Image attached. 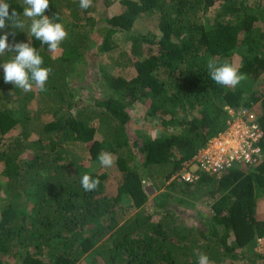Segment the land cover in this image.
Masks as SVG:
<instances>
[{"label": "trees", "instance_id": "trees-1", "mask_svg": "<svg viewBox=\"0 0 264 264\" xmlns=\"http://www.w3.org/2000/svg\"><path fill=\"white\" fill-rule=\"evenodd\" d=\"M4 2L26 19L23 0ZM49 4L45 15L68 32L59 58L49 57L48 46L27 28L0 30L9 43L36 48L43 67L51 69L46 86L54 102L64 97L59 108L41 97L42 106L29 117L28 97L0 73V257L20 264H78L97 245L99 261L92 264H198L201 253L211 264H234L245 260L237 257L241 251L264 264V253L254 252L256 240L264 239V221L255 218L256 198L264 196V0L253 1L254 11L243 0H120V12L111 16L94 14L96 0L87 10L79 0ZM217 4L215 15L206 16ZM143 15L155 16L158 34L131 31ZM117 33L129 37L127 50L111 40ZM15 54L0 56V63ZM234 54L247 80L235 88L217 85L208 75L209 60L231 63ZM98 59L133 75H103L102 95L79 106L71 101L69 79L77 65L89 61L92 67ZM133 104L158 118L159 135L130 132ZM224 108H253L262 133L259 163L216 179L202 175L179 188L173 177L227 128L231 117ZM43 113L50 119L40 121ZM15 129L18 134L8 137ZM77 143L92 162L102 152L112 154L119 174L114 193L106 191L103 174L79 171L66 159V148ZM85 174L99 179L96 190L83 189ZM195 186L209 199L204 215L183 196ZM124 208L133 210L126 219Z\"/></svg>", "mask_w": 264, "mask_h": 264}, {"label": "rangeland", "instance_id": "rangeland-1", "mask_svg": "<svg viewBox=\"0 0 264 264\" xmlns=\"http://www.w3.org/2000/svg\"><path fill=\"white\" fill-rule=\"evenodd\" d=\"M254 0H243L244 6L248 9H252V4ZM120 0H96V5H94L93 12L95 15L100 16H111L118 14L121 10V6L119 4ZM218 9V4L215 5L213 8H211L208 13H206V16L212 17L215 15L216 11ZM254 11V8H253ZM252 11V12H253ZM63 18H65V11L62 12ZM26 18V17H24ZM26 21L27 26H26ZM25 27L29 31L30 28V19L26 18L24 20ZM69 23V22H68ZM67 20L65 19L64 24H67ZM27 31V32H28ZM131 31L134 34L142 35L145 37H152L158 34V31L156 30V19L154 15H143L140 18H138L131 29ZM111 40L113 43L120 49V50H127L129 45V37L125 33H117L116 35H113L111 37ZM25 43V41H24ZM49 57L51 58H59L61 55V51H58L56 53L49 52ZM238 57L239 54H234L233 58L231 59V64H233L235 67H238ZM89 61L87 64H80L77 65L74 68L73 76L71 79H69V86L72 90V93H74V98L71 100L72 102L79 101V106L86 105L89 101V99L93 97H99L102 95L104 90H101L102 85L101 81L104 78L103 75H116L120 71L116 70L115 67L111 66L108 62H106L104 59L95 60V63H93L92 67H88ZM0 73L4 75L3 68L0 67ZM123 76L131 77L133 75V71H122L120 72ZM231 88V87H230ZM255 88V85L254 87ZM46 91H40L36 88H33L31 92L25 93L23 90H19L21 93H24L28 99L29 102L25 108V110H28L29 117H32L35 112L36 108L38 106H42L41 104L38 105V101L41 97L45 98L46 102H49V99H51V103L54 107H58L59 105H62V102L64 101V97H59L61 99L60 102H54L52 93H50V89L46 86ZM252 89V88H251ZM77 100V101H76ZM49 104V103H48ZM62 107V106H61ZM129 115L132 118L130 132L133 134L135 131L143 132L147 135H150L152 138L159 135V129H156V125L159 123V120L157 117L151 119L146 117L144 108L139 104H133L129 109ZM50 119V115L43 113L40 115L39 120L42 122H45ZM19 132V129L13 130L11 133H9L8 137L17 135ZM33 138V136H31ZM27 157V155H25ZM23 156V157H25ZM65 156L66 159L69 160V162L72 164V167H77L79 171L88 172L92 174H103L106 179L104 181V186L106 188V191L108 193H114L116 184L119 178V174L116 172L115 165L111 168H105L100 165L99 162H92V160L89 158V155L87 154L86 148L84 144L77 143L75 145H71L66 148L65 150ZM242 170H245L242 168ZM3 165L0 163V195H2V185H3ZM151 180L145 181V188L151 187L150 184ZM167 183V182H166ZM166 183L162 186L160 191L166 190ZM180 186V183L177 181ZM152 188V187H151ZM185 187H182L184 189ZM192 188V190H190ZM187 188L186 191H189L190 193H193L192 195H188L187 192L183 195L187 200L195 203V207L197 206L200 210L199 213L205 214L207 211H209L210 203L209 199L206 197L205 189H202L199 186ZM180 189V190H182ZM208 195V194H207ZM257 203V209L255 213V218L257 220H263L264 221V196L261 194L257 196L256 201ZM121 215H123V219H126L129 217L132 213V209H126L124 208L122 211L120 210ZM188 224H190V221H187ZM229 242H231L229 240ZM98 252H100V246L95 247L90 253H87L78 264H92L94 260L99 261L97 257ZM238 252V250H237ZM254 252L257 255H261L264 253V240L261 239L258 242V246L254 249ZM241 255L237 257H245V260L242 258L235 259L233 262L234 264H247V262L250 260L252 261L251 264H262V261L257 258L255 260L251 259V253L248 251H241ZM229 261V259H225V262ZM20 261L18 259H5L0 257V264H20Z\"/></svg>", "mask_w": 264, "mask_h": 264}, {"label": "clouds", "instance_id": "clouds-1", "mask_svg": "<svg viewBox=\"0 0 264 264\" xmlns=\"http://www.w3.org/2000/svg\"><path fill=\"white\" fill-rule=\"evenodd\" d=\"M92 2L93 0H79V6L81 9L87 10L92 6ZM23 3L25 5L23 16L31 21L29 28L31 35L40 41L41 44L47 45L50 52L56 53L60 51L61 44L68 37V32L63 24L54 23L53 19H49L45 15L50 6L49 0H23ZM6 21L9 24H6ZM9 26L22 31L25 27V22L15 10L12 9L10 11L9 4L4 2V0H0V30H4ZM12 35L14 36L15 33H12ZM6 53L16 54L10 56L11 58L6 62L0 63V67L4 71L3 79L5 83H10L15 89H21L25 93L31 92L33 88L42 92L47 90L46 84L51 69L43 67V57L36 48L31 46L30 42L9 43V35L6 33L0 36V56H5ZM207 68L210 79L220 86L235 88L247 80V75L241 73L237 67L228 61L217 64L215 60L210 59ZM98 160L100 165L105 168H111L115 164L114 158L109 152L99 154ZM177 175L173 177V180L175 179L179 182ZM179 183L181 184V182ZM99 184V179L87 174L83 175L81 179V185L86 192L96 190ZM261 239H257L256 242ZM197 259L198 264H211L209 257L202 253Z\"/></svg>", "mask_w": 264, "mask_h": 264}, {"label": "built area", "instance_id": "built-area-1", "mask_svg": "<svg viewBox=\"0 0 264 264\" xmlns=\"http://www.w3.org/2000/svg\"><path fill=\"white\" fill-rule=\"evenodd\" d=\"M224 110L231 117L227 128L209 139L196 157L184 166L177 175L181 184H193L202 175L216 179L230 169H248L259 163L258 143L262 133L253 108H241L236 112Z\"/></svg>", "mask_w": 264, "mask_h": 264}, {"label": "water", "instance_id": "water-1", "mask_svg": "<svg viewBox=\"0 0 264 264\" xmlns=\"http://www.w3.org/2000/svg\"><path fill=\"white\" fill-rule=\"evenodd\" d=\"M144 191L146 192V194L148 196L152 195L153 194V190L151 187H148V188H144Z\"/></svg>", "mask_w": 264, "mask_h": 264}]
</instances>
